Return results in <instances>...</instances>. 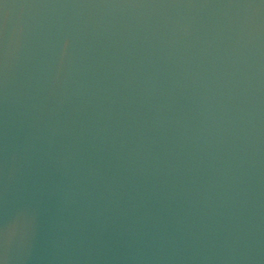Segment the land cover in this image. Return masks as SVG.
I'll list each match as a JSON object with an SVG mask.
<instances>
[{"label":"water","instance_id":"obj_1","mask_svg":"<svg viewBox=\"0 0 264 264\" xmlns=\"http://www.w3.org/2000/svg\"><path fill=\"white\" fill-rule=\"evenodd\" d=\"M0 264H264V0H0Z\"/></svg>","mask_w":264,"mask_h":264}]
</instances>
